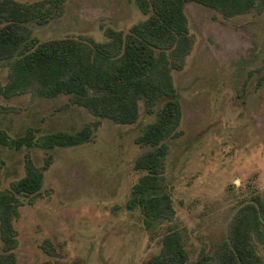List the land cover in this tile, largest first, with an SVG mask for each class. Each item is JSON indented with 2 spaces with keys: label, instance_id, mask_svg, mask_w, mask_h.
<instances>
[{
  "label": "rangeland",
  "instance_id": "374dc122",
  "mask_svg": "<svg viewBox=\"0 0 264 264\" xmlns=\"http://www.w3.org/2000/svg\"><path fill=\"white\" fill-rule=\"evenodd\" d=\"M38 1L48 8V0H20ZM185 15L191 49L181 69L171 71L181 117L176 134L162 143L163 186L147 193L169 194L174 214L150 230L139 207L125 208L146 174L135 170V162L154 150L135 143L156 119L143 100L136 122L121 125L94 116L65 94L4 98L0 92V130L11 137L27 129L37 136L75 132L100 122L92 140L77 147L0 146V191L25 176L26 154L44 175L40 196L21 206L13 222L16 264H145L161 252L171 230L182 234L189 263L220 264L240 209L264 204V1L235 16L188 2ZM46 17L43 24H25L30 38L17 57L53 40L110 43L107 29L125 37L148 18L134 0H65ZM11 63L0 61V91ZM48 155L52 161L45 167ZM260 216L264 222V208ZM2 249L0 237V255ZM256 249L264 264V243L256 242Z\"/></svg>",
  "mask_w": 264,
  "mask_h": 264
},
{
  "label": "trees",
  "instance_id": "16d2710c",
  "mask_svg": "<svg viewBox=\"0 0 264 264\" xmlns=\"http://www.w3.org/2000/svg\"><path fill=\"white\" fill-rule=\"evenodd\" d=\"M64 1L48 0V8L42 1L29 4L3 0L0 3V61L12 59L9 81L1 89V95L11 98L31 92L36 97L55 98L65 94L72 103L86 108L94 116L121 125L136 122L138 102L143 100L147 112L155 113L156 119L135 143L154 150L136 160L135 170H144L146 174L133 186L125 208L139 207L145 228L150 230L155 222L167 220L174 214L169 194L147 196V193L163 186L166 151L162 143L176 134L181 117L171 71L181 69V61L191 49L185 4L194 2L225 16H235L251 11L264 0H134L138 10L148 18L132 26L125 37L120 31L107 29L105 35L110 43L89 39L53 40L17 57L30 38L25 24L45 23L46 15L59 9ZM164 49L170 53L166 54ZM162 99H165L163 106L155 112L154 107ZM99 123L86 124L75 132L57 131L40 136L32 129L19 137L0 130V146L14 150L77 147L92 140ZM51 161L52 156L48 155L45 167ZM25 173L22 179L12 182L9 189L0 191L3 243L0 264H16L19 241L13 222L20 216V207L34 203L43 188V171L29 154L25 155ZM258 204V207L246 205L240 209L230 246L221 253L220 264H263L256 242L264 243V222L260 216L264 204ZM145 264H191L182 234L171 230L163 239L161 252Z\"/></svg>",
  "mask_w": 264,
  "mask_h": 264
}]
</instances>
